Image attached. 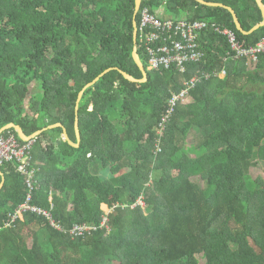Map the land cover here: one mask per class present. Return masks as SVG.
Listing matches in <instances>:
<instances>
[{"label": "trees", "instance_id": "trees-1", "mask_svg": "<svg viewBox=\"0 0 264 264\" xmlns=\"http://www.w3.org/2000/svg\"><path fill=\"white\" fill-rule=\"evenodd\" d=\"M206 1L232 6L245 30L263 20L257 0ZM145 6L230 27L250 44L264 37V26L245 34L229 9L197 0H142L137 14L136 0H0V129L63 124L33 139V186L16 160L0 164V264H264V175L250 172L264 164V54L248 69L208 28L201 61L151 70L140 31L134 40ZM136 45L144 82L121 71L144 78ZM77 117L79 147L63 137L65 127L79 142ZM10 133L26 142L14 127L0 132ZM29 195L61 229L31 211L7 226ZM76 224L95 228L72 235Z\"/></svg>", "mask_w": 264, "mask_h": 264}, {"label": "built area", "instance_id": "built-area-1", "mask_svg": "<svg viewBox=\"0 0 264 264\" xmlns=\"http://www.w3.org/2000/svg\"><path fill=\"white\" fill-rule=\"evenodd\" d=\"M137 27L141 33L140 41L148 48L149 69L151 70L175 67L180 72H185L189 63L201 61L205 57V52L201 49L199 38L202 31L208 28H212L226 38L230 47L228 54L234 59L244 60L248 69H256L264 54V37L257 43L250 44L246 40L240 39L236 31L230 27L206 20L163 16L160 12L151 11L148 6L141 9L140 24ZM225 73L226 70H223L222 75H225ZM197 81V75L185 81L184 88L180 92L174 93L169 99L167 109L159 123V131L166 127L176 106L187 100L190 90L196 86ZM32 146L33 140L21 143L14 133L0 134V164L16 160L18 170L27 176V183L30 186H33L34 181V171L28 168L31 163L29 150ZM157 146L161 150V146L159 144ZM139 203L144 204L142 197L139 199ZM29 211L45 215L54 227L62 228L51 211L31 203V195L10 214V219L6 223L7 226L13 225L19 217ZM93 228L95 227L87 224H76L70 233L79 236L91 231Z\"/></svg>", "mask_w": 264, "mask_h": 264}, {"label": "water", "instance_id": "water-1", "mask_svg": "<svg viewBox=\"0 0 264 264\" xmlns=\"http://www.w3.org/2000/svg\"><path fill=\"white\" fill-rule=\"evenodd\" d=\"M197 1H199V2H201V3H203V4L213 5V6H221V7H224V8L229 9V10L232 12V14H233L234 21H235V23H236L237 28H238L239 30H241V31H242L243 33H245V34L252 33V32H254L255 30L259 29L260 27L264 26V1H263V0H257V4L259 5V7H260L261 10H262L263 20H262L260 23H257L256 25H254L250 30H245V29L242 27V24H241L240 19H239L238 15H237V12L235 11V9H234L232 6H230V5H226V4H224V3H220V2H208V1H206V0H197ZM141 4H142V0H136V14H137L138 11L140 10ZM134 25H135L134 40H135V42H137V38H138L137 23L135 22ZM133 57H134L136 63L138 64V66L140 67V69L143 71L144 78H142V79H137V78H135L134 76H132L131 74H129L128 72H126V71H124V70H121V71H122V73L124 74V76H125L126 78H128L129 80H131V81H135V82H144V81L147 80V76H148V74H147V69H146L144 63L142 62V60H141V58H140V55H139V52H138L137 45H136L135 48H134V51H133ZM108 70H109V69H108ZM108 70H106V72H107ZM102 75H103V74H102ZM98 79H99V77H97L94 81L88 83V84L85 86V88H84V89L80 92V94H79L78 102L81 100V98H82V96H83V93H84V90H85L87 87L91 86V85H92L94 82H96ZM77 108H78V107H77ZM58 126H63V124H62V123L51 124V125H49L48 127H45V128H43V129H41V130L36 131V132L33 133L32 135H27V134L25 133L23 127H22L21 125H18V124H16V123L13 122V123H9V124H7L6 126H4L3 128H1V129H0V132L4 131V130H6V129H9V128H13V127H14V128L17 130V132H18L19 136L21 137V139H23V140H25V141H28V140H33V139H35L36 137H38V135H40L44 130H46V129H48V128L58 127ZM75 129H76V134H77V137H78V140H79L78 143H74V142L70 139V137H69V135H68V133H67L65 127H64L63 137H64L65 140H68L72 145L79 147V146H80V141H81V131H80V126H79L78 117H77V120H76ZM0 175L3 176V172H2L1 169H0ZM3 182H4V177H3V181H2V183H1V185H0V188H1V186L3 185Z\"/></svg>", "mask_w": 264, "mask_h": 264}, {"label": "rangeland", "instance_id": "rangeland-1", "mask_svg": "<svg viewBox=\"0 0 264 264\" xmlns=\"http://www.w3.org/2000/svg\"><path fill=\"white\" fill-rule=\"evenodd\" d=\"M172 14L170 13V12H168V11H163V16H171ZM175 17V16H174ZM207 93V95H209L210 94V91H207L206 92ZM187 151H189L190 153H193V146L192 145H189L188 147H187ZM251 174H252V176L254 177V178H257V177H259V176H262V175H264V164H262L261 166H259V167H253L252 169H251ZM103 208L108 212V211H110V208L108 207V205H106V204H104L103 205Z\"/></svg>", "mask_w": 264, "mask_h": 264}, {"label": "crops", "instance_id": "crops-1", "mask_svg": "<svg viewBox=\"0 0 264 264\" xmlns=\"http://www.w3.org/2000/svg\"><path fill=\"white\" fill-rule=\"evenodd\" d=\"M162 11H164V10H162Z\"/></svg>", "mask_w": 264, "mask_h": 264}, {"label": "clouds", "instance_id": "clouds-1", "mask_svg": "<svg viewBox=\"0 0 264 264\" xmlns=\"http://www.w3.org/2000/svg\"><path fill=\"white\" fill-rule=\"evenodd\" d=\"M138 28V27H137Z\"/></svg>", "mask_w": 264, "mask_h": 264}]
</instances>
